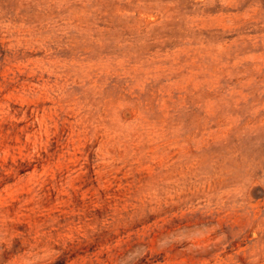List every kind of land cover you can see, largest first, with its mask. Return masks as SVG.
Instances as JSON below:
<instances>
[{
	"label": "rangeland",
	"instance_id": "obj_1",
	"mask_svg": "<svg viewBox=\"0 0 264 264\" xmlns=\"http://www.w3.org/2000/svg\"><path fill=\"white\" fill-rule=\"evenodd\" d=\"M0 264H264V0H0Z\"/></svg>",
	"mask_w": 264,
	"mask_h": 264
}]
</instances>
